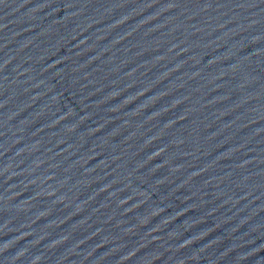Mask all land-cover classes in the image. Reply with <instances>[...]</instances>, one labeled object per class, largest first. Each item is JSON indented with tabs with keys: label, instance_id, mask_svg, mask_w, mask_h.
Segmentation results:
<instances>
[{
	"label": "water",
	"instance_id": "water-1",
	"mask_svg": "<svg viewBox=\"0 0 264 264\" xmlns=\"http://www.w3.org/2000/svg\"><path fill=\"white\" fill-rule=\"evenodd\" d=\"M0 264H264V0H0Z\"/></svg>",
	"mask_w": 264,
	"mask_h": 264
}]
</instances>
